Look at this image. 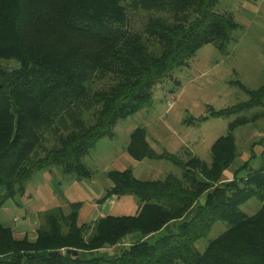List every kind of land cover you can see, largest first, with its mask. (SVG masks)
I'll return each instance as SVG.
<instances>
[{
  "label": "trees",
  "instance_id": "obj_1",
  "mask_svg": "<svg viewBox=\"0 0 264 264\" xmlns=\"http://www.w3.org/2000/svg\"><path fill=\"white\" fill-rule=\"evenodd\" d=\"M218 1L0 0V208L26 194L33 174L45 168L74 180L94 178L85 158L100 139L116 135L120 120L151 106L167 79L179 86L175 70L204 45L226 53L239 23L216 10ZM133 10L146 13L139 28L132 26ZM233 82L248 98L209 105L198 117L235 115L213 142L210 162L157 152L146 127L137 126L128 153L170 160L182 172L142 179L131 167L109 170L112 185L99 201L134 195L136 214L80 223L83 202L73 201L69 211L58 205L42 214L33 239L0 219V264H264V150L257 166L251 154L223 179L240 156L235 129L264 118V83L252 89ZM252 197L261 205L248 214L242 205ZM218 221L226 229L200 250ZM170 223L174 231L167 233ZM110 247L109 255H82Z\"/></svg>",
  "mask_w": 264,
  "mask_h": 264
},
{
  "label": "rangeland",
  "instance_id": "obj_2",
  "mask_svg": "<svg viewBox=\"0 0 264 264\" xmlns=\"http://www.w3.org/2000/svg\"><path fill=\"white\" fill-rule=\"evenodd\" d=\"M215 8L232 13L239 23L228 51L222 53L213 44L204 45L190 59L188 66L175 70L179 86L175 85L174 77L167 79L155 88L151 106L120 120L115 126L116 135L100 139L85 158L95 171L94 178L74 180L73 176L64 175L57 168L53 171L45 168L34 173L28 181L26 194L9 198L0 208L1 221L13 227L17 236L27 234L31 239L35 238V229L41 223L42 214L58 205L69 211V203L73 201L83 202L81 220L89 221L96 215L136 214L138 201L134 195L114 197V203L107 199L103 206L97 208L94 198L98 195L96 188L101 192V187L105 189L111 183L106 176L107 171L134 166L124 148L131 131L137 126L146 127L148 141L157 152L168 150L183 159L192 153L211 161L213 142L228 132L229 122L235 115L211 116L204 121L198 117L208 114L209 105L220 109L248 98L246 91L233 81H241L252 89L264 83V0H219ZM131 18L132 26L139 28L146 13L133 10ZM191 117L194 121L187 122L186 119ZM234 133L240 156L233 166L241 165L251 154L255 157L250 162L257 166L264 150V143L261 144L264 141V118L238 126ZM254 142L257 143L253 147ZM148 164L157 170L150 172L152 174H140L139 167ZM134 168L142 179L163 178L170 173L179 175L182 172L178 165L167 159L139 162ZM260 205V199L252 197L242 208L248 214H254ZM92 210L94 213L90 217ZM225 229L223 222H216L210 233L198 242V248L202 250L209 239Z\"/></svg>",
  "mask_w": 264,
  "mask_h": 264
},
{
  "label": "crops",
  "instance_id": "obj_3",
  "mask_svg": "<svg viewBox=\"0 0 264 264\" xmlns=\"http://www.w3.org/2000/svg\"><path fill=\"white\" fill-rule=\"evenodd\" d=\"M130 137V136H129ZM127 146H125V148H124V152H125V150L127 151V148H126ZM128 152V151H127ZM129 154V153H128ZM128 156V158L132 161L133 160V165L135 166V164L137 165V164H139V162H143V161H148V160H151V159H149V158H145V159H142V160H137V159H135L132 155H127ZM135 162V163H134ZM237 162V161H236ZM234 164V163H233ZM233 164H232V166H233ZM134 166L132 167L133 168V171H134V173H135V175L137 176V172H136V170H135V168H134ZM240 167V164L237 166V167H234L233 166V169H227L226 171H225V173H224V175H223V179L224 180H230L232 177H233V175H234V170L235 169H237V168H239ZM139 170H140V174L141 173H143L142 175H144V174H152V173H150V172H152V171H155V170H157V167H155V166H152V165H150V164H148V165H144V166H140L139 167ZM108 172V171H107ZM106 172V173H107ZM106 176H107V174H106ZM138 177V176H137ZM147 179V178H146ZM152 179H155V178H152ZM79 182V181H78ZM112 185V183H108V187L109 186H111ZM107 187V188H108ZM107 188H105L104 189V187H101V189H102V191L100 192V189L99 188H96V191H97V193H98V195H97V197L96 198H94V206L97 208V207H101V206H103L104 204H105V202L107 201V200H105V201H103V202H100L99 201V199H100V197L105 193V191H106V189ZM100 196V197H99ZM114 197H116V196H113V197H110V198H108V200L110 199L111 200V203H114ZM136 207V212L138 211V204L135 206ZM93 213H94V210H92V212H91V215H90V217L93 215ZM31 218L32 219H34V214H32V216H31ZM98 218V216L96 215V216H94L93 218H91L89 221L88 220H81V216H79V221H80V223H83V222H90V221H93V220H95V219H97ZM35 222H37V218H36V220H35ZM31 224V223H30ZM23 229H25V227H23ZM164 231H166L167 233H172L173 231H174V226H173V224H167L165 227H164ZM138 236V234H134V235H132V237H130V238H127V239H125L124 240V243H123V245H128L131 241H133L136 237ZM153 236H155V235H152L151 237H153ZM204 246V245H203ZM205 247V246H204ZM115 247H110V248H107V249H101V250H94V251H83L82 252V255L84 256V257H92V256H95V255H109V254H112L114 251H115V249H114ZM204 249V248H203Z\"/></svg>",
  "mask_w": 264,
  "mask_h": 264
},
{
  "label": "water",
  "instance_id": "obj_4",
  "mask_svg": "<svg viewBox=\"0 0 264 264\" xmlns=\"http://www.w3.org/2000/svg\"><path fill=\"white\" fill-rule=\"evenodd\" d=\"M57 253V251H52V252H50V255H54V254H56ZM73 253L75 254V255H77L78 254V251H73Z\"/></svg>",
  "mask_w": 264,
  "mask_h": 264
}]
</instances>
